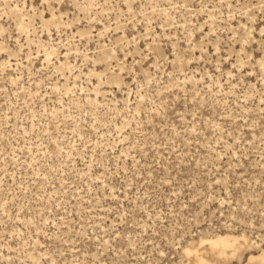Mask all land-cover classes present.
I'll return each instance as SVG.
<instances>
[{
	"label": "rangeland",
	"instance_id": "obj_1",
	"mask_svg": "<svg viewBox=\"0 0 264 264\" xmlns=\"http://www.w3.org/2000/svg\"><path fill=\"white\" fill-rule=\"evenodd\" d=\"M187 249L264 250V0H0V264Z\"/></svg>",
	"mask_w": 264,
	"mask_h": 264
},
{
	"label": "bare ground",
	"instance_id": "obj_2",
	"mask_svg": "<svg viewBox=\"0 0 264 264\" xmlns=\"http://www.w3.org/2000/svg\"><path fill=\"white\" fill-rule=\"evenodd\" d=\"M207 246V250L217 258H226L233 256L238 249V239L231 235H217L213 238L203 239L200 241L199 246ZM185 253L192 256V264H217L205 259L199 250L187 249ZM246 264H264V250L257 256L248 258Z\"/></svg>",
	"mask_w": 264,
	"mask_h": 264
}]
</instances>
